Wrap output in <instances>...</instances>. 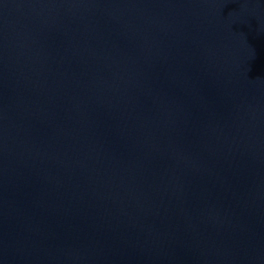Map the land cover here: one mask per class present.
Returning <instances> with one entry per match:
<instances>
[{"label": "water", "instance_id": "water-1", "mask_svg": "<svg viewBox=\"0 0 264 264\" xmlns=\"http://www.w3.org/2000/svg\"><path fill=\"white\" fill-rule=\"evenodd\" d=\"M0 264H264V0H0Z\"/></svg>", "mask_w": 264, "mask_h": 264}]
</instances>
